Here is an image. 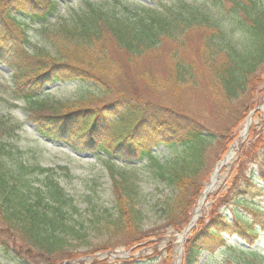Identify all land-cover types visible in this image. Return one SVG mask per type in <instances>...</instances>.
<instances>
[{"label":"trees","instance_id":"trees-1","mask_svg":"<svg viewBox=\"0 0 264 264\" xmlns=\"http://www.w3.org/2000/svg\"><path fill=\"white\" fill-rule=\"evenodd\" d=\"M207 1L227 11L228 27L182 0H0V65L12 71L10 95L25 103L27 121L43 140L104 159L115 206L103 244L78 253L70 238L85 234L63 212L71 199L52 169L14 154L10 141L20 127L0 116V248L17 264H71L121 247L132 251L129 259L92 264H136L137 250L160 255L163 232L188 226L212 165L238 137L264 75V0ZM235 33L244 37V51L230 37ZM59 83L90 91L75 101L48 98L44 93ZM263 145L261 136L240 148L229 192L220 197L227 203L232 194L234 206L219 202L192 229L182 264L215 252L222 264H264L257 247L264 239V171L259 177L244 169ZM162 148L167 156L159 158L154 152ZM115 164H138L173 193L160 232L142 229L130 198L132 174L115 172ZM36 176L44 177L42 188L33 186L32 180L42 183ZM173 254L170 246L163 263L173 264Z\"/></svg>","mask_w":264,"mask_h":264},{"label":"rangeland","instance_id":"rangeland-1","mask_svg":"<svg viewBox=\"0 0 264 264\" xmlns=\"http://www.w3.org/2000/svg\"><path fill=\"white\" fill-rule=\"evenodd\" d=\"M128 1L136 4L153 5V2L151 3L150 0ZM182 1L210 14L213 18L217 19L223 27H228L229 21L227 17L229 18V16L227 11L223 12L220 8L213 7L207 0ZM28 34L32 44L39 42V37L32 29H28ZM239 35L240 33H235L230 35V37H233V42L237 46L236 48L240 51H244L246 42L244 43V37H239ZM11 74L10 70L0 65V116L10 119L11 122L18 124L20 127L19 131L16 133L17 136L10 141V145L17 149L14 154L29 165L53 170L51 176L62 186L66 195L72 201L63 208L66 221L80 228V235L85 234V237H82L80 241L77 237L70 238V240L72 245L78 246V253H86L90 250L92 245L96 246L103 244L106 240L105 229L108 223L107 214L115 213L113 186L109 169L107 168L108 166L104 159L99 160L97 157L89 155L79 157L65 146L48 143L39 137L31 124L27 121L28 115L25 111V103L15 101L9 93ZM89 91L90 90H87L85 86L78 83H65L48 88L44 94L50 99L68 102L75 101L79 97L87 95ZM249 105L250 107L248 108L245 121L238 130V137L231 145L226 155L218 160L214 167L212 165L211 176L209 180L204 183L201 197L190 214L193 220L198 207L201 205V202H203L196 225L207 218L208 214L213 209L215 210L217 208L219 202H221L223 206L233 199L231 198L232 194H229L226 199L227 203L220 201V197H223V195L229 192L230 179L237 166L240 148L242 146L248 148L256 138L261 136L264 137V75L263 85L258 89L254 100H252ZM249 119V123L251 124L248 128L247 135L243 136L244 127L247 125ZM252 128L255 131L253 137L250 135V130H252ZM232 150L234 152V157L226 162L225 159ZM155 153L159 158L167 156L165 149L157 150ZM134 166L136 168L125 169L120 164H115L114 168L117 173L125 172L127 175L128 173L129 175L132 174L128 176L135 185V187H133L131 183H128V187L131 190V203L142 213V229L152 236L155 232H160L164 225V204L173 197V193L165 184L157 181L147 169H143V167L138 164ZM262 166H264V145L260 157L256 158V163L247 164L244 169L247 171L253 169L258 173L259 177H262L261 173L264 171L262 170ZM215 173H217L215 186L204 199L203 195L207 189L206 185H210L211 178ZM34 177L35 176H32L30 178L33 179ZM36 179L42 183L33 182L32 180L33 186L42 188L44 177L40 176ZM261 201H263V199H261ZM229 204L234 206L233 202ZM163 233L164 235L157 245L160 255H155L150 248H143L140 251L137 250L133 255L136 264H148L147 261L152 262V264H164L165 252L170 246L174 249V254L172 255L174 259L173 264H182L183 244L191 233L187 234L186 238H183L182 241L179 239L182 233H177L173 230ZM86 235H88V238H86ZM262 235L264 237V233ZM257 247H262L264 249V239L260 241ZM131 252L132 251H127L123 247L116 249L114 254L116 257L111 263H115L117 260L129 259L132 256ZM152 256H155V258L149 260L148 258H152ZM94 258L97 261L105 260L101 257L88 255L81 257L78 261L72 262L71 264H92L95 261ZM224 260L223 254L220 252L206 253L202 256L200 264H222ZM0 263L17 264V261L14 254L7 253L0 248Z\"/></svg>","mask_w":264,"mask_h":264},{"label":"bare ground","instance_id":"bare-ground-1","mask_svg":"<svg viewBox=\"0 0 264 264\" xmlns=\"http://www.w3.org/2000/svg\"><path fill=\"white\" fill-rule=\"evenodd\" d=\"M234 150V149H233ZM233 150L230 152L228 158H227V162L230 161L233 157H234V152ZM215 186V182H213V184H211L207 189L206 192L204 194V198L207 197V194L214 188ZM197 219V215L194 217V221ZM193 221V223H194Z\"/></svg>","mask_w":264,"mask_h":264},{"label":"water","instance_id":"water-1","mask_svg":"<svg viewBox=\"0 0 264 264\" xmlns=\"http://www.w3.org/2000/svg\"><path fill=\"white\" fill-rule=\"evenodd\" d=\"M246 133H247V132H246ZM246 133H245V135H246ZM216 175H217V173H215V176H214L215 178H216ZM212 182H213V180H212ZM211 184H213V183H211ZM211 184H210V185H211ZM207 186H209V185H207ZM188 231H189V227L185 229V232H184V234L182 235V238L185 236V234H186ZM113 258H114V257H113Z\"/></svg>","mask_w":264,"mask_h":264}]
</instances>
